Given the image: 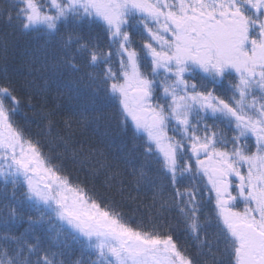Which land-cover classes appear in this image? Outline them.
<instances>
[{
	"label": "snow or ice",
	"instance_id": "snow-or-ice-1",
	"mask_svg": "<svg viewBox=\"0 0 264 264\" xmlns=\"http://www.w3.org/2000/svg\"><path fill=\"white\" fill-rule=\"evenodd\" d=\"M0 24V264H264V0Z\"/></svg>",
	"mask_w": 264,
	"mask_h": 264
},
{
	"label": "trees",
	"instance_id": "trees-1",
	"mask_svg": "<svg viewBox=\"0 0 264 264\" xmlns=\"http://www.w3.org/2000/svg\"><path fill=\"white\" fill-rule=\"evenodd\" d=\"M6 4H7V0H0V6H6ZM0 30H4V26L2 24H0ZM7 30L11 31V29H7ZM15 38L20 40L21 42L28 41L30 39L27 36H21L19 34H17ZM58 103L68 104L69 101L65 98L64 100L58 101ZM67 171L71 175L73 181L84 179L85 173L83 171H80L78 166L73 168L71 165H68ZM124 211L127 212L128 208H125Z\"/></svg>",
	"mask_w": 264,
	"mask_h": 264
}]
</instances>
